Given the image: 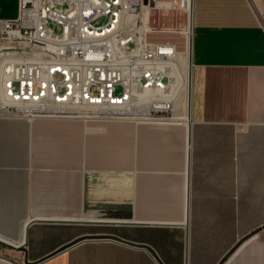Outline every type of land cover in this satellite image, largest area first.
<instances>
[{
	"label": "crops",
	"instance_id": "crops-1",
	"mask_svg": "<svg viewBox=\"0 0 264 264\" xmlns=\"http://www.w3.org/2000/svg\"><path fill=\"white\" fill-rule=\"evenodd\" d=\"M191 61L185 119L0 114V264H264V0H193Z\"/></svg>",
	"mask_w": 264,
	"mask_h": 264
},
{
	"label": "built area",
	"instance_id": "built-area-1",
	"mask_svg": "<svg viewBox=\"0 0 264 264\" xmlns=\"http://www.w3.org/2000/svg\"><path fill=\"white\" fill-rule=\"evenodd\" d=\"M162 8L187 17V34L193 0H19L16 18H0V86L8 103L0 102L1 112L141 120L171 112L157 118L185 119L173 114L186 90L185 51L150 38L151 13ZM148 90L163 108L151 109L142 97Z\"/></svg>",
	"mask_w": 264,
	"mask_h": 264
},
{
	"label": "rangeland",
	"instance_id": "rangeland-1",
	"mask_svg": "<svg viewBox=\"0 0 264 264\" xmlns=\"http://www.w3.org/2000/svg\"><path fill=\"white\" fill-rule=\"evenodd\" d=\"M150 26L153 27V31H154L150 34V38L154 40L175 42L177 43L179 49H183L184 45L187 43L186 37H185L187 35L186 31L188 29L187 17L180 10L171 9V8L156 9L155 11L151 13ZM120 90L121 88L118 87L117 92ZM186 91L187 89L184 90L183 92L184 100L186 99V96H187ZM182 109L183 107L177 106L175 108L176 112H174L173 114L184 115ZM15 113L23 114L22 112H16V110H15ZM89 115H90L89 117H76V118H81L84 120L120 119L116 116H113L114 114H109L108 116H102L101 114L98 115L96 113H90ZM171 115H172L171 112H169L165 115L157 114L156 116L157 117L158 116L169 117ZM157 117H156V120H154L156 122L166 120V119L160 120Z\"/></svg>",
	"mask_w": 264,
	"mask_h": 264
},
{
	"label": "bare ground",
	"instance_id": "bare-ground-1",
	"mask_svg": "<svg viewBox=\"0 0 264 264\" xmlns=\"http://www.w3.org/2000/svg\"><path fill=\"white\" fill-rule=\"evenodd\" d=\"M190 9H191V4H190ZM145 18L146 19L148 18V15L147 14H146V17ZM191 26H192V15L190 14L189 30L187 32V35L185 36L186 37V41H187V43L184 45V50H185V52H184L185 55L184 56L185 57L184 58L181 57V62H182V65L184 67L183 68V71H185V73L182 76V83H183V85H185V89H187V93H188L187 100H186V103H185V109H184L185 112H184V115H183L185 117L189 116V109H190V105H189V91H190L189 85L191 86V70H190V65H191ZM172 63L173 62H171L168 65V68H166V71L168 73H173L175 71V68L173 69L174 70L173 71L172 70V67H170V66H173ZM181 72H182V70H181ZM181 75H182V73H181ZM173 82H175V81L173 80ZM4 88H5V86H0V102L3 105L8 104V103H6L4 101L5 99L2 97V94L4 92ZM166 92L167 93H165V95H169L170 94V90H168ZM142 97L148 99L151 102H153L151 104V106H150L151 109L154 108V107L155 108H163V105L160 104V102L158 100H155L154 99L155 94L152 91L148 90V91L144 92L143 95H142ZM10 103H12L14 106H17L19 109L21 108V106H20L21 104L18 103V102H16V101H12ZM154 104H155V106H153ZM1 113L11 115L10 113H7V112H0V114Z\"/></svg>",
	"mask_w": 264,
	"mask_h": 264
},
{
	"label": "water",
	"instance_id": "water-1",
	"mask_svg": "<svg viewBox=\"0 0 264 264\" xmlns=\"http://www.w3.org/2000/svg\"><path fill=\"white\" fill-rule=\"evenodd\" d=\"M19 12V0H0V18H16ZM192 65V61H191ZM191 76H192V66H191ZM189 91V105L191 107V86ZM3 107L0 104V112Z\"/></svg>",
	"mask_w": 264,
	"mask_h": 264
}]
</instances>
